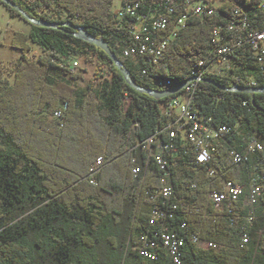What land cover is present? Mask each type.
Wrapping results in <instances>:
<instances>
[{
	"label": "trees",
	"instance_id": "1",
	"mask_svg": "<svg viewBox=\"0 0 264 264\" xmlns=\"http://www.w3.org/2000/svg\"><path fill=\"white\" fill-rule=\"evenodd\" d=\"M9 1L31 17L62 25L29 23V32L15 31L10 46L21 52L20 59L0 64V264H174L165 249H158L153 260L133 249L142 234L152 237L157 230L149 218L158 202L149 199L147 192L161 187L162 169L150 157L135 178L131 159L139 154L144 163L147 158L143 150L133 148L137 140L157 131L162 141L167 139L173 128L167 127L170 119L163 105L179 92L154 98L133 89L102 49L74 33L81 28L103 38L137 84L164 90L189 79L193 62L213 49V28L234 20L235 9L250 19L254 12L260 15L257 0H224L215 14L188 18L157 65L122 54L132 36L127 25H115L113 0ZM0 4L12 17L27 21L15 8L2 0ZM175 8L172 21L184 14L181 3ZM232 36L228 32L224 42ZM32 43L41 51L28 56ZM72 59L96 62L85 85L78 83L83 79L78 70L70 71ZM236 61L242 72L257 79L258 85L250 88H264L259 65L246 50ZM234 85L244 86L229 76L209 73L199 83L197 102L202 113L212 116L216 124H235L239 117V134L220 145L213 157L216 176L190 165L193 153L178 138L164 155L176 196L194 206L186 207L191 213L178 207L168 220L180 234L179 224L188 226L181 264H264V188L251 221L242 200L232 213L206 200L210 190L221 188L223 179L247 185L254 165L264 174V90L247 94L231 90ZM57 111L59 117L54 115ZM134 121L139 122L137 133L132 131ZM249 135H255L263 149L244 163L228 165L232 138L243 143L241 139ZM100 156L105 165L96 184H91L85 177ZM126 202L133 207L127 233L124 230L128 238L117 229ZM16 211L23 213L17 217ZM243 231L249 236L246 243L241 241ZM189 233L215 246H200Z\"/></svg>",
	"mask_w": 264,
	"mask_h": 264
},
{
	"label": "built area",
	"instance_id": "2",
	"mask_svg": "<svg viewBox=\"0 0 264 264\" xmlns=\"http://www.w3.org/2000/svg\"><path fill=\"white\" fill-rule=\"evenodd\" d=\"M224 0H120L113 6L112 18L117 27L127 25L130 27L132 43H127L122 48L124 56L142 57L152 64H161L169 45L177 35L178 30L185 27L186 20L190 17H206L216 13ZM181 3L184 7V14L174 21L171 14L175 12V5ZM257 6L261 11L260 15L253 13V17L246 12L234 10V20L216 25L212 30L213 49L209 55L198 57L190 68V81L178 94L170 98L164 105L163 110L170 123L167 127L173 128L167 135V139H160V132L157 131L143 141L137 140L133 148L143 150L147 158L144 163L140 162L139 154L131 159V173L138 178L145 170L150 157L161 167V187L154 192H147L149 199L158 202L149 218V223L157 227L154 235L150 237L146 233L139 237L134 243L133 249L141 256L148 259H156L158 249H165L174 264H181L183 255L184 236L188 232L186 222H181L178 230L168 225V220L173 219L175 210L178 207H194L176 196V191L169 181V171L166 168L167 161L165 153L170 151L177 138L187 149L193 153L189 164L202 166L207 176H216L217 171L213 166V157L219 152L220 145L227 144L229 138L238 135L239 117L235 124H216L212 116L201 112L197 98L199 83L208 73L229 76L237 83L245 87L258 85L257 79L241 71L240 64L236 61L242 50L258 63L262 83L264 84V0H257ZM261 27L257 26V18ZM228 32H232L231 41L224 42ZM71 72L79 69V60L72 59L69 65ZM145 71L142 70V73ZM247 101L243 100L245 104ZM56 117L60 112L54 113ZM133 133L139 131V122L132 124ZM244 147L238 149L229 145L226 154L228 165H238L250 159V156L263 149V144L255 135L242 138ZM103 158L97 157L91 164L88 174L85 177L91 184H96L97 175L104 167ZM264 174L257 170L254 165L250 173L247 185L238 184L228 179L221 181V188L210 190L207 193V204L217 207L225 206L229 213L235 203L243 201L248 207V221L252 219V209L263 193ZM187 210V208H186ZM191 213V209L187 210ZM190 240L200 246H215L214 243L202 240L195 233H189ZM248 234L241 233V241L246 243Z\"/></svg>",
	"mask_w": 264,
	"mask_h": 264
},
{
	"label": "water",
	"instance_id": "3",
	"mask_svg": "<svg viewBox=\"0 0 264 264\" xmlns=\"http://www.w3.org/2000/svg\"><path fill=\"white\" fill-rule=\"evenodd\" d=\"M5 4L10 5L11 7L15 8L20 15L25 18L29 23L35 24V25H41V26H47V27H59L62 25V23H49V22H45L43 20L37 19L35 17H31L25 10H23L20 6L14 4L13 2L9 1V0H2ZM66 26H69L70 24L68 23H63ZM74 35L82 40L88 41L90 43H93L94 45H96L97 47H99L100 49H102L111 59L112 61L115 63V65L117 66V68L119 69V71L121 72V74L123 75L126 83L132 87L133 89L140 91V92H144L147 93L149 95H151L154 98H163L175 93L180 92L184 87L187 86V84L192 81V78H189L187 81H185L184 83H182L179 86L176 87H171L168 89H164V90H151V89H147L145 87L140 86L139 84H137L131 77L130 72L123 66L122 62L115 56V54L113 53V51L111 50L110 46L108 45V43L103 39V38H96L93 37L92 35H90L89 33H87L85 30L81 29V28H77L76 32L74 33ZM209 81V80H207ZM211 82V81H209ZM231 90L233 91H239V92H243V93H247V94H252L255 92H259V91H263L264 88H250V87H245V86H237L234 85L231 87Z\"/></svg>",
	"mask_w": 264,
	"mask_h": 264
},
{
	"label": "rangeland",
	"instance_id": "4",
	"mask_svg": "<svg viewBox=\"0 0 264 264\" xmlns=\"http://www.w3.org/2000/svg\"><path fill=\"white\" fill-rule=\"evenodd\" d=\"M120 0H113V4L117 5ZM31 25L29 22L23 20L19 16L12 17L3 4H0V64L11 65L16 60L20 59L21 52L10 46V41L15 31L29 32ZM32 49L28 56L38 55L40 48L32 43ZM79 60L78 71L82 74L83 79L78 81L80 85H85L88 80L93 77L96 62H85L83 59ZM242 135V134H241ZM244 135V133H243ZM241 139V138H240ZM242 141V139H241ZM129 207V206H127ZM23 212L16 211L15 216H20ZM20 218V217H19ZM102 257V254H100ZM129 262H133L129 260Z\"/></svg>",
	"mask_w": 264,
	"mask_h": 264
},
{
	"label": "crops",
	"instance_id": "5",
	"mask_svg": "<svg viewBox=\"0 0 264 264\" xmlns=\"http://www.w3.org/2000/svg\"><path fill=\"white\" fill-rule=\"evenodd\" d=\"M232 142L234 146H236L237 148H241L243 147V143L239 141V138L237 137H234L232 138ZM129 206V207H127ZM132 212H133V207L131 205L130 202H126L125 203V207H124V215L122 217V220H121V224L119 226H117V229H122V232H121V236L122 237H126L128 238V234L127 233V227L129 225V222L131 220V217H132ZM125 230V232H124Z\"/></svg>",
	"mask_w": 264,
	"mask_h": 264
}]
</instances>
